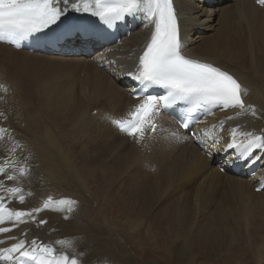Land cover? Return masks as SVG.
I'll list each match as a JSON object with an SVG mask.
<instances>
[{
	"label": "bare ground",
	"instance_id": "1",
	"mask_svg": "<svg viewBox=\"0 0 264 264\" xmlns=\"http://www.w3.org/2000/svg\"><path fill=\"white\" fill-rule=\"evenodd\" d=\"M174 1L183 52L235 74L245 103L243 111L216 112L189 134L164 115L143 138L112 122L130 117L140 102L122 81L138 65L151 26L86 55L28 53L0 43V203L6 210L0 226L11 229L0 233V264L19 255L5 259V249L25 240L30 250L33 239L78 264H134L133 258L264 264V237L246 235L250 227L264 228V190L254 191L255 177L229 172L231 153L221 155L233 141L264 136V7L250 0ZM72 13L79 12L64 16ZM49 197L74 203H54L26 223L8 219ZM115 206L124 213L115 215ZM117 218L127 219L115 224Z\"/></svg>",
	"mask_w": 264,
	"mask_h": 264
},
{
	"label": "snow or ice",
	"instance_id": "2",
	"mask_svg": "<svg viewBox=\"0 0 264 264\" xmlns=\"http://www.w3.org/2000/svg\"><path fill=\"white\" fill-rule=\"evenodd\" d=\"M257 2L264 4V0H257ZM94 5V8L91 7L85 0H76V2L73 0H0V32L8 33L14 38L28 33L42 32L53 25H58L69 9L91 13L109 26L114 21L123 20L125 16L142 13L144 27L151 26L150 39L139 56L135 71L128 75L140 86L139 90L133 94L137 96L143 94V98L135 106V110L129 113L130 119L114 120L115 126L121 132L138 138H143L146 127H151L155 132V118L161 109L173 107L181 101L192 105L187 109L189 114L207 105H216L221 109L237 107L242 111L245 109L241 85L233 75L221 67L182 54L181 29L174 0H94ZM2 38L0 36V39ZM152 87L164 89L166 94L152 95L147 91ZM182 123L187 127V120H183ZM232 135L235 137L236 129L232 130ZM236 147L238 145L234 141L228 145V148ZM251 149H264V136H253L240 156L250 155ZM3 171L4 169L0 167V172ZM8 179L12 177L9 176ZM11 191L18 193L20 189L13 188ZM20 200L23 201L24 197L20 196ZM54 203L63 205L74 202L65 199L53 201L49 197L42 207L33 208L27 212H9L8 219H14L16 223H26L35 219L33 213L38 214L49 209ZM4 211L6 210L0 204V213ZM2 223L3 220L0 219V224ZM39 223L43 224L46 221L40 220ZM10 231L8 227L0 226V233ZM4 252L8 254L5 259H12L11 253L18 252L20 257L35 261L36 264H78L76 258H70L67 255L53 256L52 247L40 246L35 239L31 241L30 250L26 248L25 240H19Z\"/></svg>",
	"mask_w": 264,
	"mask_h": 264
},
{
	"label": "rangeland",
	"instance_id": "3",
	"mask_svg": "<svg viewBox=\"0 0 264 264\" xmlns=\"http://www.w3.org/2000/svg\"><path fill=\"white\" fill-rule=\"evenodd\" d=\"M102 204V203H101ZM102 205H104V204H102ZM101 206V205H100ZM117 209H120L118 206H115V215L117 214H119V212L117 211ZM121 210V209H120ZM121 212H122V210H121ZM122 213H124V212H122ZM110 214H112L111 213V211H110ZM127 218H123V219H115V224L116 223H122L123 222V220L125 221ZM118 220V221H117ZM110 225H111V223H110ZM100 228H101V226H100ZM100 228H98L99 230H102V229H100ZM112 228H116L115 229V231L117 230V232H118V230L120 229L119 228V226L117 227H115L114 225H112ZM118 228V229H117ZM126 229V230H128L129 228L127 227V226H124V227H122V229ZM124 229V230H125ZM246 235H250L251 237H253V238H260V237H264V228H256V227H250L249 228V233H247ZM151 261H154V259L152 260V259H150L149 258V260L148 259H143V258H133V263L134 264H151L152 262ZM167 262V261H166ZM199 262H200V260H198L197 262H196V264H199ZM166 264H180V263H175V262H173L172 260H168V262L166 263Z\"/></svg>",
	"mask_w": 264,
	"mask_h": 264
}]
</instances>
